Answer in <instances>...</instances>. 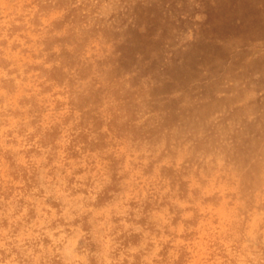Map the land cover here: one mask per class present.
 Wrapping results in <instances>:
<instances>
[{
	"label": "clouds",
	"instance_id": "clouds-1",
	"mask_svg": "<svg viewBox=\"0 0 264 264\" xmlns=\"http://www.w3.org/2000/svg\"><path fill=\"white\" fill-rule=\"evenodd\" d=\"M0 264H264V0H0Z\"/></svg>",
	"mask_w": 264,
	"mask_h": 264
}]
</instances>
